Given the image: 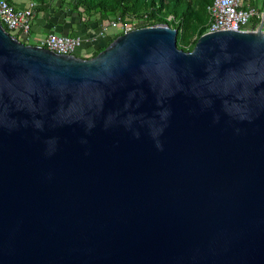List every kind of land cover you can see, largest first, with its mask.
I'll use <instances>...</instances> for the list:
<instances>
[{
    "label": "water",
    "instance_id": "1",
    "mask_svg": "<svg viewBox=\"0 0 264 264\" xmlns=\"http://www.w3.org/2000/svg\"><path fill=\"white\" fill-rule=\"evenodd\" d=\"M263 22L87 58L0 25V264H264Z\"/></svg>",
    "mask_w": 264,
    "mask_h": 264
},
{
    "label": "trees",
    "instance_id": "2",
    "mask_svg": "<svg viewBox=\"0 0 264 264\" xmlns=\"http://www.w3.org/2000/svg\"><path fill=\"white\" fill-rule=\"evenodd\" d=\"M4 1L14 7L18 6L16 0ZM23 1H33L37 4L33 20L38 17L36 16L37 13L42 12L43 15L40 19L42 25L47 27L45 28L47 30H44L45 32L50 31L68 36H86V28H90V23H93V27L97 28L98 26H105L116 17H119L121 21H134L138 27H142L166 23L165 16L170 14L177 19V22L172 24L176 30V45L185 51L190 50L196 38L205 32L207 22L206 5L210 2V0H56L59 1V4H56L55 0ZM255 2L256 0H248L250 5L255 4ZM51 3H55L54 9L56 11L62 9L63 15L65 12L68 13L69 22L64 20V18L51 19L47 16V11L52 7L50 6ZM263 6L264 0H260L259 11ZM66 25L68 29H66ZM30 32L36 34V32L32 31V26ZM117 35H120V32L113 28L111 39L104 41L102 44H95L89 57L94 56L105 48ZM14 36L17 37V35ZM23 43L33 44L29 42ZM88 44V42H82L80 47L75 50L74 55L80 58H87L83 50Z\"/></svg>",
    "mask_w": 264,
    "mask_h": 264
},
{
    "label": "built area",
    "instance_id": "3",
    "mask_svg": "<svg viewBox=\"0 0 264 264\" xmlns=\"http://www.w3.org/2000/svg\"><path fill=\"white\" fill-rule=\"evenodd\" d=\"M36 6L35 2L26 1L24 5L14 7L0 0V25L12 35H22L23 38L20 37L19 40L21 42L31 41L57 54H74L84 42L81 36H68L50 31L33 36L30 34ZM206 14L205 32L255 28L262 17L256 2L250 5L248 0H210L206 5ZM100 28H116L122 34L138 28V25L134 24V21H121L116 17Z\"/></svg>",
    "mask_w": 264,
    "mask_h": 264
},
{
    "label": "rangeland",
    "instance_id": "4",
    "mask_svg": "<svg viewBox=\"0 0 264 264\" xmlns=\"http://www.w3.org/2000/svg\"><path fill=\"white\" fill-rule=\"evenodd\" d=\"M55 2H56V4H59V1L55 0ZM54 4L55 3H51L50 4V6H52V7H50V9L47 11L48 12L47 16H49L51 19L52 18L56 19V18H59V17H60V19L64 18V20H67V22H69L70 18L67 15L68 13L65 12V14L63 15L62 9L56 11V9H54L55 8ZM257 4H258V6H260V0H258ZM62 8H64V6H62ZM260 11L261 12L263 11V7L260 8ZM42 15H43V13L39 12V13H37L36 16H38L40 18ZM165 20H166L165 24H167L171 28H173L172 24L173 23L175 24L177 22V19L174 18L170 14H167L165 16ZM72 21L75 22L74 19H72ZM42 22H44V21H42ZM67 24H69V23H67ZM134 24L137 25L136 22H134ZM89 26H90V28H88V29L86 28L87 35L86 36H81L82 38H84V42H88L89 43L88 46L85 47L84 50H83V53H84L85 57H89L91 55L93 47L95 46V44H97V45L99 43L102 44V43H104V41L110 40L111 39L110 37H111V34H112V29L105 28L104 30H101V28L99 26L97 28H94L93 27L94 26L93 23H90ZM66 29H68L67 25H66ZM30 34L33 36L34 33L30 32ZM18 36L16 37L17 40H21L20 37L23 38L22 35H20L19 37ZM29 43H32V42L30 41Z\"/></svg>",
    "mask_w": 264,
    "mask_h": 264
},
{
    "label": "crops",
    "instance_id": "5",
    "mask_svg": "<svg viewBox=\"0 0 264 264\" xmlns=\"http://www.w3.org/2000/svg\"><path fill=\"white\" fill-rule=\"evenodd\" d=\"M16 3L18 4V6H21V5H24L25 4V1H23V0H16ZM256 5H257V7L259 9V6L257 4V0H256ZM263 8H264V6H263ZM45 28H47V27L44 26V25H42L40 18L36 17V19H34L32 21V31L33 32H36V34H38V33H44L45 32L44 30H47Z\"/></svg>",
    "mask_w": 264,
    "mask_h": 264
}]
</instances>
